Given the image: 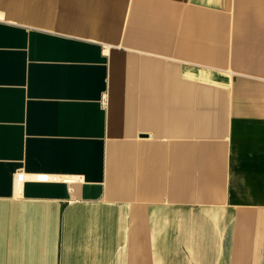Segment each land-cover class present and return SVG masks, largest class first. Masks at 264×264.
<instances>
[{
	"label": "crops",
	"instance_id": "1",
	"mask_svg": "<svg viewBox=\"0 0 264 264\" xmlns=\"http://www.w3.org/2000/svg\"><path fill=\"white\" fill-rule=\"evenodd\" d=\"M0 264H264V0H0Z\"/></svg>",
	"mask_w": 264,
	"mask_h": 264
},
{
	"label": "built area",
	"instance_id": "2",
	"mask_svg": "<svg viewBox=\"0 0 264 264\" xmlns=\"http://www.w3.org/2000/svg\"><path fill=\"white\" fill-rule=\"evenodd\" d=\"M102 100H104V96L102 97ZM22 175H23L22 172H18V173L16 174V176H15V179H16L17 181H19V180L21 179ZM69 179H71V178H69V177H65V178H64V180H69Z\"/></svg>",
	"mask_w": 264,
	"mask_h": 264
}]
</instances>
